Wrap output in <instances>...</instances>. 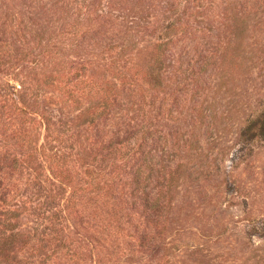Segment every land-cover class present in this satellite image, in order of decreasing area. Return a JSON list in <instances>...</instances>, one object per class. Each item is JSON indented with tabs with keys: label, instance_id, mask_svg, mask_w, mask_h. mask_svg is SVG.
<instances>
[{
	"label": "rangeland",
	"instance_id": "374dc122",
	"mask_svg": "<svg viewBox=\"0 0 264 264\" xmlns=\"http://www.w3.org/2000/svg\"><path fill=\"white\" fill-rule=\"evenodd\" d=\"M261 5L0 0V223L21 234L0 264H264V140L240 138L264 105ZM160 52L166 88L151 90L140 69ZM114 84L126 97L92 125ZM132 119L151 126L155 177L180 165L157 230L132 192Z\"/></svg>",
	"mask_w": 264,
	"mask_h": 264
},
{
	"label": "trees",
	"instance_id": "16d2710c",
	"mask_svg": "<svg viewBox=\"0 0 264 264\" xmlns=\"http://www.w3.org/2000/svg\"><path fill=\"white\" fill-rule=\"evenodd\" d=\"M262 6V9H264V0H262V5L258 8L260 9ZM246 14L247 12L242 13L241 24L246 21ZM171 27L172 24H169L167 26L168 29H170ZM242 33L243 32L241 31L240 33H233L232 36H229L227 46L229 47L228 50L231 52L228 51L227 55L229 53H233V55L230 56V58L233 60H238V56L241 55V53L239 54L238 51L242 46L244 39ZM224 38L226 39L227 37L225 36ZM118 40L119 38L117 39V41ZM164 45L165 44L158 45V52L160 50H163ZM125 48L126 46L121 43L116 45L109 44L107 51L114 52L116 50H119L118 54L124 55ZM162 55L163 54L161 52L160 54L155 55L153 64L148 63L145 69H140V74H142L141 78L146 81V84L151 90H164L166 88V81L164 78V74L166 73L165 63L160 59ZM122 87L123 85L118 87V85L114 84L113 86H109L106 89H102L101 87L98 89L101 93V96L104 94L102 96V106H100L102 109H100L97 114L89 111V113H94L93 115L95 116L92 119V125L96 123L95 120L100 121L111 119L113 108L116 106H120L118 105L119 103L114 105V99L123 100L126 97L125 91L122 89ZM92 91H95L97 93L96 89H93ZM101 96L99 98H101ZM197 103H200V99L199 101H197ZM162 108L163 106L160 107L159 110H162ZM96 109V107L93 108V110ZM152 111V106L150 104L147 113H150ZM194 111L198 115V110ZM83 115H86V113H84ZM142 122L143 121H139V119H132V122L124 123V129L121 132L127 134V137L123 140L122 143L123 145H131V142H133L135 146H138L137 151H141V156L144 157V162L139 165V167L132 175V192L137 195V201H139L141 207L143 208L144 219L146 222L145 227L147 229L148 227H152L153 230H157L159 226L163 227L165 224L163 215V208H165L164 202L170 194V190L172 187L171 185L174 180L173 175L180 165L177 166L174 171L172 169H169L168 171L162 172L160 176L155 177V168L158 166L155 163L157 149L155 148L154 139L152 138L151 126L148 124L144 125ZM120 129L121 128H119V130ZM240 138L244 145L252 144L258 140H264V105L262 106V109L259 113L254 115V117L248 119L245 127L240 133ZM139 140H141L140 144L138 143ZM146 157L147 160L145 161ZM154 182L155 185L158 183L157 189L154 187ZM6 212L8 213V211ZM3 216H5V218L0 223V252H3L5 248L12 245L18 235H21L20 232L18 233L15 231V227L12 225L11 217L7 216L6 213L3 214Z\"/></svg>",
	"mask_w": 264,
	"mask_h": 264
}]
</instances>
